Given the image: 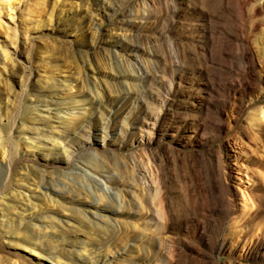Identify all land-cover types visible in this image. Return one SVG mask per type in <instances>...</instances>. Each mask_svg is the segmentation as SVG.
Wrapping results in <instances>:
<instances>
[{"label": "rangeland", "instance_id": "1", "mask_svg": "<svg viewBox=\"0 0 264 264\" xmlns=\"http://www.w3.org/2000/svg\"><path fill=\"white\" fill-rule=\"evenodd\" d=\"M263 234L264 0H0V264H264Z\"/></svg>", "mask_w": 264, "mask_h": 264}, {"label": "bare ground", "instance_id": "2", "mask_svg": "<svg viewBox=\"0 0 264 264\" xmlns=\"http://www.w3.org/2000/svg\"><path fill=\"white\" fill-rule=\"evenodd\" d=\"M158 112V111H157ZM159 117H155V120L151 123V126H153V127H155V126H157L158 124H159ZM240 173V172H239ZM250 173H252V172H250ZM257 174V173H256ZM259 174V173H258ZM246 176H247V178L248 177H251V176H249V173H247L246 174ZM239 177V176H238ZM253 177H254V175H253ZM244 179V178H243ZM249 180H252V179H250L249 178ZM253 181H254V179H253ZM240 183V182H239ZM242 184V183H241ZM238 186V185H237ZM250 187V186H249ZM239 188H241V187H239ZM238 189V188H237ZM241 189H243V188H241ZM248 190V189H247ZM250 191V190H249ZM241 193H242V195L240 196L241 198H242V203H241V208L240 209H242L243 211H248V210H250L252 207H253V204H252V202H250L249 200H248V198H247V195L249 194H247V191L245 190H242L241 191ZM247 194V195H246ZM250 196H251V193H250ZM236 198V197H235ZM235 198H234V200H235ZM258 200V199H257ZM232 204H236V203H232ZM239 204V203H238ZM223 205V204H222ZM236 206V205H235ZM237 207V206H236ZM255 208V207H254ZM207 211V210H206ZM205 211V212H206ZM242 211V212H243ZM253 211V210H252ZM249 212V211H248ZM253 215V214H252ZM241 216V215H240ZM255 216V215H254ZM234 218V217H233ZM163 220V219H162ZM236 220V219H235ZM165 222V221H164ZM235 222V221H234ZM239 222V221H238ZM252 223V222H251ZM246 227V226H245ZM254 227V226H253ZM242 230H244V229H242ZM241 231V230H240ZM235 233V232H234ZM264 235V234H263ZM262 237V236H261ZM244 242H247V241H249V243H247V244H250L249 245V247H248V249H250V248H252V247H254V246H260V245H262L261 244V242H260V237L258 236V234H257V236L256 237H246L245 236V238H244V240H243ZM263 243V242H262ZM26 251H28V252H30L33 256H36V257H42V258H44L43 257V255H42V253H40L39 251H37V250H32V249H28V248H26ZM247 251V250H246ZM257 252V251H256ZM264 253V252H263ZM52 263L53 264H61V263H59L58 261H52Z\"/></svg>", "mask_w": 264, "mask_h": 264}]
</instances>
